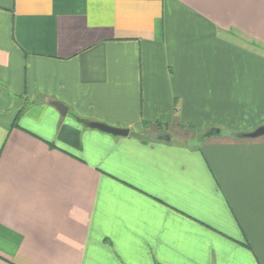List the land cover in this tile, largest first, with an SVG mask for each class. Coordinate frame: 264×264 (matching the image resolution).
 Masks as SVG:
<instances>
[{"label": "crops", "instance_id": "obj_1", "mask_svg": "<svg viewBox=\"0 0 264 264\" xmlns=\"http://www.w3.org/2000/svg\"><path fill=\"white\" fill-rule=\"evenodd\" d=\"M263 126L264 0H0V264H264Z\"/></svg>", "mask_w": 264, "mask_h": 264}, {"label": "water", "instance_id": "obj_2", "mask_svg": "<svg viewBox=\"0 0 264 264\" xmlns=\"http://www.w3.org/2000/svg\"><path fill=\"white\" fill-rule=\"evenodd\" d=\"M45 102L47 104H50L54 108H56V110L60 113V115L62 117H64L67 114L68 109L63 104L56 102V101H52V100H45ZM89 128L94 129V130H98V131L103 132L105 134L113 135L116 137L117 136L118 137L128 136L127 130L115 129V128H111L109 126L99 124V123H90ZM217 133H218V131H217ZM261 137H264V126L256 129L254 132H252L250 134H245V135L241 136L242 139H247V140H255V139H258Z\"/></svg>", "mask_w": 264, "mask_h": 264}, {"label": "rangeland", "instance_id": "obj_3", "mask_svg": "<svg viewBox=\"0 0 264 264\" xmlns=\"http://www.w3.org/2000/svg\"><path fill=\"white\" fill-rule=\"evenodd\" d=\"M174 133L176 135H182L185 138H188L187 140H189V142H191L190 138L194 137V136H192L193 135L192 131H189V130L188 131H182V130H176L175 129Z\"/></svg>", "mask_w": 264, "mask_h": 264}, {"label": "trees", "instance_id": "obj_4", "mask_svg": "<svg viewBox=\"0 0 264 264\" xmlns=\"http://www.w3.org/2000/svg\"><path fill=\"white\" fill-rule=\"evenodd\" d=\"M21 112H22V110L18 113V116L16 117V119L20 116Z\"/></svg>", "mask_w": 264, "mask_h": 264}]
</instances>
